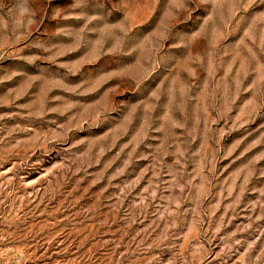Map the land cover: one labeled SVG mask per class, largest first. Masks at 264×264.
<instances>
[{
	"label": "rangeland",
	"instance_id": "obj_1",
	"mask_svg": "<svg viewBox=\"0 0 264 264\" xmlns=\"http://www.w3.org/2000/svg\"><path fill=\"white\" fill-rule=\"evenodd\" d=\"M0 264H264V0H0Z\"/></svg>",
	"mask_w": 264,
	"mask_h": 264
}]
</instances>
